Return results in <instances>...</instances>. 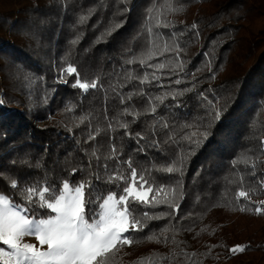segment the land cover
Returning a JSON list of instances; mask_svg holds the SVG:
<instances>
[{"label": "trees", "instance_id": "1", "mask_svg": "<svg viewBox=\"0 0 264 264\" xmlns=\"http://www.w3.org/2000/svg\"><path fill=\"white\" fill-rule=\"evenodd\" d=\"M90 9L95 14L79 25ZM157 16L170 27L157 29ZM114 24L123 26L107 35ZM149 28L163 36L153 51L179 44L185 65L179 77L171 67L139 64L150 48ZM133 58L136 63H125ZM175 62L169 52L148 64ZM68 63L82 82L95 79L98 87L83 93L72 87L75 76L56 81ZM153 73L160 79L152 80ZM146 74L149 82L141 84ZM176 78L183 82L176 85ZM184 89L191 91L176 100H155ZM129 93H135L131 100ZM0 101V190L17 203L34 183L58 187L93 174L101 177L92 182L102 194L119 192L123 185L103 181L114 172L130 175L124 163L130 157L156 186L182 185L179 211L129 233L133 243L120 247L114 264H264V212H255L264 201V0H0ZM126 107L140 113L128 132L146 136L141 145L158 139L163 151H135L139 145L118 127L133 119L122 114ZM154 122L170 129L153 136ZM185 124L206 137L199 144L164 143L169 131L182 137ZM113 150L119 161L109 159ZM179 158L182 174L155 170ZM12 180L16 189L5 185ZM239 190L249 199L238 200ZM135 209L137 216L172 213L167 206ZM237 245L246 247L231 252Z\"/></svg>", "mask_w": 264, "mask_h": 264}, {"label": "snow or ice", "instance_id": "2", "mask_svg": "<svg viewBox=\"0 0 264 264\" xmlns=\"http://www.w3.org/2000/svg\"><path fill=\"white\" fill-rule=\"evenodd\" d=\"M95 11V9H90L87 14L80 15L78 24H86L95 14ZM170 11L176 12L180 9L171 8ZM151 12L152 10L149 9V13ZM122 26V24H114L106 34L111 35ZM155 27L157 29L168 28L170 24L157 16ZM192 27L195 28L196 26L193 25ZM148 31L150 48L146 57L139 59V64L157 69L171 67V72L179 77L185 70L184 62L180 59L181 48L179 44L177 43L176 47L173 48L172 45L165 42L162 49L153 51L152 48L155 47L157 41L163 39V36L153 33L151 28ZM175 35L173 33V36ZM80 39L81 37H77L71 41V44L78 45ZM169 52H174L176 57V62L171 66L164 63L148 64V61L154 56ZM136 62V58L125 61L127 64ZM73 76L76 78L72 87L81 90L83 93H88L90 89L98 87V81L95 79L91 82H82L77 67L72 63H68L59 69L58 82L68 83V78ZM151 79L159 80L160 77L153 73ZM148 82L149 78L146 74L140 83ZM182 82L180 78H176L174 81L176 85H180ZM187 91H191V89L168 92L155 97V100L163 104L165 99L171 97L176 100ZM134 95L135 93H129L127 99L131 100ZM124 99L121 97V103H124ZM2 103L0 101V106ZM175 106L179 108L181 104L176 103ZM150 111L156 113L157 107H151ZM122 114L124 116L131 115L133 118L131 123L124 121L119 123L118 127L125 130V135L139 145L135 150L136 152L146 154L147 148L163 151L158 139H152L150 143L141 145L140 141H146L147 137L141 133L132 136L128 132L131 124H134L140 116L139 112L126 107ZM220 115L219 111L214 113L217 120H219ZM83 119L82 117L81 123H83ZM109 127L112 128L111 125ZM195 127V125L189 124L182 125L180 131H184V135L180 138H177L175 131H169L164 143L179 146L183 141H187L189 144H199L200 137H206V133H201L198 129L191 130ZM169 129L170 125L167 122L159 123V128H157L156 122L151 125L153 136L160 131ZM112 130L115 131L114 128ZM92 139L94 137L89 136V140ZM261 143L264 144V140ZM109 159L119 161V153L113 150ZM124 163L128 165L130 175L114 172L103 181V183L113 184L117 188H121L123 185L122 190L119 192L108 191L106 195L102 194L98 186L92 182L93 178L98 182L101 181V177L95 174L93 177L75 184L65 179L58 187L56 184H50L47 181L42 185L34 183L21 190L19 193L20 203L15 202V196H10L5 191L0 190V264H114L115 255L120 247L133 243L129 233L140 232L147 226L148 221H159L167 215L179 211L180 201L184 198L182 185L179 181H177L175 188H168L164 185L156 186L146 177L144 172L132 167L131 157ZM155 170L167 174H182L184 171L183 159L179 158L168 166ZM76 171L77 169H73L71 174L74 175ZM3 179L4 177L0 176V180ZM260 183L261 187H264V181ZM5 185L7 188L16 189L18 181L12 180L10 184L5 181ZM236 197L238 200L240 198L248 200L249 193L239 190ZM137 205L145 208L167 206L172 209V213L150 214L148 211H144L142 216H137L135 214V206ZM250 210L241 208V211ZM255 212L257 214L264 212V201L259 202L255 207ZM26 237H34L39 246L26 242ZM148 239L152 240L155 237L149 236ZM245 247L237 245L230 251L233 253L242 252Z\"/></svg>", "mask_w": 264, "mask_h": 264}, {"label": "rangeland", "instance_id": "3", "mask_svg": "<svg viewBox=\"0 0 264 264\" xmlns=\"http://www.w3.org/2000/svg\"><path fill=\"white\" fill-rule=\"evenodd\" d=\"M58 71H56L57 73ZM56 81H58V77L56 78ZM26 242H30V243H33V244H36L37 246H39L38 242L35 240L34 237H26L25 238Z\"/></svg>", "mask_w": 264, "mask_h": 264}]
</instances>
